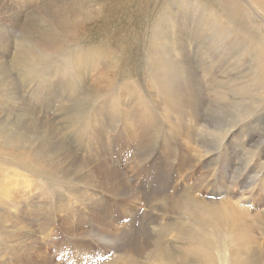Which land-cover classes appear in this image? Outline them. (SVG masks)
<instances>
[{
	"label": "bare ground",
	"instance_id": "obj_1",
	"mask_svg": "<svg viewBox=\"0 0 264 264\" xmlns=\"http://www.w3.org/2000/svg\"><path fill=\"white\" fill-rule=\"evenodd\" d=\"M34 1V4L39 1L44 3L34 11L29 3L26 5L24 24L21 15L14 11L13 23L16 28L13 27L20 34L26 30L30 34L34 21L39 18L47 19L50 31L41 33L36 30L33 37L39 38L35 49L48 54L58 53L76 40H84L81 32L114 5L113 0H102V5L96 8L97 13L93 17L92 9L87 8L84 0ZM222 8L228 12L227 6ZM232 22L238 25H235L236 32L245 34L241 22L237 19ZM107 41L106 38L101 42L107 44ZM172 41L168 43L169 48L174 46ZM184 42L178 38L175 44L179 54L174 57L171 52L168 60L159 63L160 67H169L173 72L171 86L166 88L167 101L155 102L162 119L159 122L166 125L170 141L165 135L159 155L152 163L148 162L155 148L152 141L157 140L158 134L150 133L157 127V123L153 122L145 125V128L142 126V131L132 129L133 131L127 132V148L133 147L135 154L127 152L125 147L118 149V154H115L124 159L121 164L125 161L132 163L137 159L141 167L136 170V165L133 164L129 170V173H135L136 184L130 182L118 166L111 164L116 161L110 160L112 156L106 150L107 127L97 121L102 116L109 117L111 121L108 103L105 101L104 104V101L99 100L102 88L106 92L103 96L108 94L109 71L99 74L90 84L83 79L87 72L82 71L93 67L92 64L96 67L104 66L101 60L73 59V68L86 85L78 93L69 86H61L59 92L40 93V88L34 85L27 92L37 98V103L41 101L43 108L52 111L55 119L59 118L58 125L36 114L34 108L31 109L26 92L20 85L22 81H17L19 84L11 81L6 71L8 69L0 66V101H4V104L9 102V107L4 106L5 116L0 118V159H3L0 160V240L8 245V248L0 245V252L8 251L12 259L10 264H82L84 255L92 260L91 252L85 253L88 245L83 243L84 238L82 241L79 238L84 234L91 236L101 251L117 252L114 255L115 261L120 264H264V211H251L253 200L259 202L258 196L255 197L251 192L252 188L259 183V190L264 192V149L242 180L237 178L245 166L235 167V162H241L246 156L247 160L252 159L258 149L249 148L240 155L232 144L226 145L219 156H216L214 166L217 168L213 169L214 173L207 167L206 161V156L218 147L220 139L217 137L225 136L224 132L227 133L235 125L251 119L260 104L249 99L238 104L228 102L226 106L224 103L213 104L205 99L200 89L202 81L198 80L192 71L193 66L187 61ZM15 56L23 68L24 57ZM234 56H229V59ZM227 63L228 58L222 64L225 72L229 68ZM243 63L245 64L244 61ZM259 69L264 75V65ZM27 87L26 82L25 88ZM92 89L95 90V101L99 103L100 110L93 118L89 139L85 136L83 124L80 123L81 116L76 114L79 112L74 103H78L80 94H84L86 98L90 96ZM220 115L229 119L224 122ZM128 116L133 122L139 117L134 114ZM260 120L255 125L260 126ZM190 124L191 128L188 126ZM261 126L264 127L262 124ZM14 130L19 132L18 136L11 135ZM94 146H98L100 150L96 151ZM104 154L108 157H104ZM201 165L206 170L203 173L198 171ZM40 180L50 183L47 190L52 195L44 196L41 192L37 194ZM65 183L76 186L74 189H67V192L72 196L71 200L80 202L89 211L90 221H86V214L82 215L72 207L62 190L59 192V188ZM178 183H181L180 188L175 186ZM56 184L59 190L54 192ZM237 185L238 196L233 197V188ZM206 187L210 190L206 191ZM105 194L115 197V205ZM52 196L55 198L54 204ZM113 205L120 218L114 219L110 211H105ZM120 219H127V223L120 222ZM58 233L65 248H57L55 260H51L43 251V243L38 241V237L45 239ZM170 240L176 244L171 245ZM189 242L193 243L188 245ZM54 243L56 242L51 244ZM26 245L29 247L24 248ZM63 251L68 254L65 256Z\"/></svg>",
	"mask_w": 264,
	"mask_h": 264
},
{
	"label": "rangeland",
	"instance_id": "obj_2",
	"mask_svg": "<svg viewBox=\"0 0 264 264\" xmlns=\"http://www.w3.org/2000/svg\"><path fill=\"white\" fill-rule=\"evenodd\" d=\"M45 1L48 2L50 0ZM34 2V0H0V5L2 6H0V41H2V44H0V66L3 68L5 67V70L8 69L6 71H8L11 81L15 83L22 81L20 82V85L23 88L22 90L26 92V99L29 100L28 105H31V109L34 108L33 110L37 112L36 114L45 117L46 120L51 121L54 125H58L59 118L55 119L53 112L43 108L41 101L37 103L36 97L29 95L30 93L27 94L30 88L35 86L38 89L40 88L38 90L40 93L43 91L48 93L53 91L59 92V88L61 86H69L78 93L86 87L84 81L90 84V82L94 81L99 74L109 71L108 76H110V87L108 94L103 96L106 92L102 88V92L100 93L102 97L100 96V99H98L100 101H104V104L105 101L108 103L107 107L109 106L108 109L111 113V121L107 116H102L97 121H99L98 123L101 125H105L107 127V133L105 136V141L107 142L106 150L109 156H112L110 160L114 159L118 162L116 164V162L113 161L111 164L118 166L124 176L130 179V182L136 184L137 181H135L136 183L134 182V180H136V175L135 173H129V170L133 164L136 165V170L141 167L139 162H137V159L134 162L130 161L132 163L125 161L124 165L121 164L124 159L118 158L115 154H118L117 150L121 148L123 149V147H125L127 152L130 151V153L135 154L136 151L133 147L130 146L129 149L127 148L128 144L127 139L125 138L127 132H131L133 130L142 131L145 128V125L156 122L157 129L155 128L150 133H158L156 134L157 140L154 139L152 141L155 148L153 149L154 152H152V156L149 157L148 162L152 163L159 155V148L162 145L164 136L167 135V129L165 128L166 125H161L159 122V119L161 121L162 119L157 111L158 107L155 105V102L167 101L165 95L166 88L171 86V77L173 75V72L169 67L164 66V68H162L163 66H160L164 63V61L169 59L171 52H173L174 57L179 54L178 47L175 43L178 38H181V40L183 39L185 41L184 45L186 46L187 61L191 64V66H193L194 70L192 68L191 69L197 76L198 80L202 81L200 82V89L203 92L205 99H207L210 103H224L226 106H228V102L238 104L249 99L250 101L253 100L260 104V107L257 108L258 111L251 119L235 125L232 130L230 129L227 133L224 132L226 134L225 136H222L221 138L218 136L217 139H220V142L217 148L220 150L216 148L217 150H212L206 156L208 157L206 159L208 162L207 167L214 173L213 169L217 168L214 166L217 161L216 156H219L222 151L221 149H223L226 145L232 144L234 150H236V152H240V155H243V150H247L249 148L258 149L259 151H257V154H255L252 159L247 160L248 156H246V159H243L241 162H235V167L243 165L240 166V168H242L245 166L237 180H242V178H244L248 170L253 166L254 162L258 158V154L264 149V127L261 126V124L264 125V75L259 69L262 65H264L263 1L113 0L112 4L114 5L106 9L101 17L90 24L85 31L81 32V36L85 38L84 40H76L68 46H64L62 48L63 50H59L58 53H52L53 55L51 53L48 54L43 52L38 48L35 49L36 44L39 42V38L33 37V32L36 30H39L41 33L44 31L48 32V30L50 31L48 27L50 23L47 19L39 18L34 21L30 34H28L27 30L20 34L15 29L16 25L13 23V12L16 11L21 15V20H24V24L26 20L25 16H27L26 5L29 3V6L31 5V10L34 11L38 5L41 6V4L44 3L39 1L38 4H34ZM84 3L88 9H92L91 11L94 17L95 13H97L95 12L96 8L102 5V0H84ZM224 5L227 6L228 12L223 10L222 6ZM236 19L241 22V25L244 27L245 34L236 32L237 30L235 25L237 27L238 25L237 23L234 24L232 22V20L235 21ZM231 31L233 36L230 34ZM106 38L108 39V43L103 44L101 41L106 40ZM159 39L161 40L159 41ZM171 41L175 46V49L174 46L172 48L168 47V43ZM231 45L234 49L230 48L232 47ZM237 46L239 48H237ZM6 49H8V52ZM237 54L238 56L240 55L238 59ZM15 55H17V57H24L23 60L25 65H22L23 68L19 65V61ZM232 55H235L234 58L229 59V56ZM183 56L184 55L181 56V59H183ZM92 58L97 61L101 60V62L104 63V66L96 67L92 64L93 67L83 70L82 72H87L85 73L86 75L83 76V81L78 78V74L73 68L75 62L73 59L90 61ZM227 58L229 68L225 72V66H222V64L225 60H227ZM106 61L109 63H106ZM159 63L161 64L159 65ZM105 64L109 65L107 66ZM150 64L152 65V68H150ZM45 68L48 69L46 70ZM160 68L161 71L159 70ZM168 71L169 74L167 75ZM161 73L164 76L160 75ZM45 74L49 76H46ZM32 75L33 77H31ZM26 82L28 85L27 89L25 88ZM92 92L93 93L87 98L84 94L78 95V103H74L75 109L79 112L76 114L81 116L80 123L83 124L85 136L89 139L91 138L93 118L100 110V106H98L99 103L95 101V90ZM115 98L117 99L116 101ZM112 100L114 101L112 102ZM4 106L9 107V102H5L4 104V101H0V109L4 110H0V118L5 116L6 107L4 108ZM81 110L82 114H80ZM127 113L128 115L134 114L135 117H139H137V119L133 122ZM190 114L193 113L190 112ZM83 115L85 116L83 117ZM219 117L224 122L229 119V117H225L224 115H220ZM259 119H261L262 122H260V126H257L255 123ZM188 126L189 128L192 127L191 124ZM7 129L10 130L11 128ZM18 134L19 132L15 130L11 132L12 136H18ZM168 140L170 141L169 136ZM94 148L96 151L100 150L98 149V146H94ZM103 156L106 158L108 157L106 154ZM122 157L124 158V156ZM129 160H131V158H129ZM198 171L203 173V171L206 170L203 169L201 165ZM198 174L199 173H197V175ZM38 182L40 183V190H38L37 194L41 192L44 196H47L48 194L49 196L52 195L50 191L47 190L49 187L48 185H50L49 182H45L43 180ZM180 184L181 183H178L175 186L180 188ZM41 185L43 188H41ZM259 186V183H256L254 188L251 190L254 196H258L259 199V202L253 200L254 203L251 206V211L254 209H257V211L258 209L259 211H264V192L259 190ZM75 187L76 186L71 183H65L64 186L59 188V190L56 184L53 191L55 192L57 189L60 192L62 190L65 195L68 196L72 207L78 209L82 215L86 214V221H88V219L90 221L91 215L89 214V211L84 208L83 204L80 202L71 200L72 196L68 194L69 192H67V189H74ZM205 190L209 191L210 188L206 187ZM238 190L239 185L233 188V197L238 196L236 195ZM64 193L62 195H64ZM104 196L111 199L113 204L117 201L115 197L108 194H105ZM53 200L55 201L54 197L52 199L54 204L55 202ZM114 205L111 209L106 208L105 211H110L113 216L111 217L117 219L120 217L118 216L117 209ZM119 221L124 224L127 223V219L124 221L120 219ZM91 225H93V227L95 226L92 222ZM55 235L45 239H42L41 236L38 237V241L43 243V251L50 256L51 260H55V252L57 248H65V245L62 244V237H60V234L58 233ZM79 238L81 241L84 238L85 241H83V243L88 245V251H85V253L91 252L92 255V260L90 257L87 259V255H84L82 264H120V262L115 261L117 252L114 253L113 251V253H109L101 251L100 247H96L97 243L95 240L87 234H84ZM52 242L56 243L51 244ZM170 242L171 245L176 244L175 241L170 240ZM192 243L193 242H189L188 245ZM0 245L1 247L4 245L8 248V245L3 243L1 240ZM25 247L28 248L29 246L26 245L24 248ZM27 251L28 250L26 249V255ZM0 253V264H10L12 262L8 251H1ZM62 254L66 256L68 253L63 251ZM71 258L73 260L74 256ZM122 264H124V262Z\"/></svg>",
	"mask_w": 264,
	"mask_h": 264
}]
</instances>
